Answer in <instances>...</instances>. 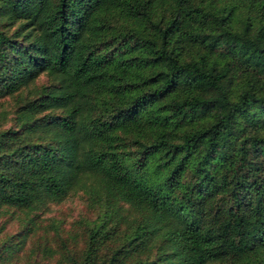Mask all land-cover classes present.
Returning a JSON list of instances; mask_svg holds the SVG:
<instances>
[{
    "label": "trees",
    "instance_id": "obj_1",
    "mask_svg": "<svg viewBox=\"0 0 264 264\" xmlns=\"http://www.w3.org/2000/svg\"><path fill=\"white\" fill-rule=\"evenodd\" d=\"M41 72L0 131V207L99 194L69 264H264V0H0V96Z\"/></svg>",
    "mask_w": 264,
    "mask_h": 264
},
{
    "label": "rangeland",
    "instance_id": "obj_2",
    "mask_svg": "<svg viewBox=\"0 0 264 264\" xmlns=\"http://www.w3.org/2000/svg\"><path fill=\"white\" fill-rule=\"evenodd\" d=\"M10 28L9 26L8 29ZM48 80L45 72H41L26 86L11 94L0 96V131L13 125L19 104L33 95L34 88ZM121 206L122 209L128 210L125 205ZM110 212L99 194H90L78 187L70 190L58 201L48 202L30 222L27 221L29 215H25L23 211L1 206L0 242L25 226L29 232L11 260L15 259L17 264H69L70 258H79L90 229ZM106 228L108 233L101 238L99 244V258H107V254L122 242V233L118 231V227L115 231L114 220L107 222L104 232ZM153 253L154 250L145 257L151 259Z\"/></svg>",
    "mask_w": 264,
    "mask_h": 264
}]
</instances>
